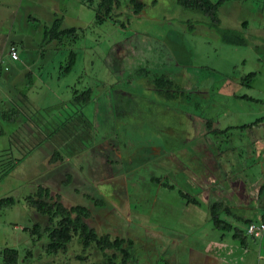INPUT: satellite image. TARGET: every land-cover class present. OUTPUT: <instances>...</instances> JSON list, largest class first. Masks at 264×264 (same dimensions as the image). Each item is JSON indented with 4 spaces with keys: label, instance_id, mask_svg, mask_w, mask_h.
<instances>
[{
    "label": "rangeland",
    "instance_id": "1",
    "mask_svg": "<svg viewBox=\"0 0 264 264\" xmlns=\"http://www.w3.org/2000/svg\"><path fill=\"white\" fill-rule=\"evenodd\" d=\"M139 1L138 14L121 0L112 15L93 22L94 10L82 0H0V110L14 104L20 111L15 122L0 115V199H12L0 208V264H6L4 248L16 251L12 264H102L93 246L82 251L73 238L62 252L48 253L46 234L27 230L45 223L24 201L39 185L64 205L85 206L97 231L131 239L130 253L140 264H225L202 252V241L213 239L205 204L178 194L192 191L185 158L165 162L159 150L165 144L173 145V154L184 150L166 130L180 136L188 117L196 134L218 120L264 121V0L222 2L217 25L175 0ZM57 17L62 28L77 27L76 35L51 39ZM223 33L241 42L224 43ZM10 42L17 61L6 55ZM69 50L75 57L65 70ZM159 74L169 80L161 95L151 86ZM73 84L92 90L80 112L69 102ZM74 125L73 136L61 143L60 134ZM252 137L264 140V122L217 143V153L233 156L229 146L238 139L251 145ZM54 149L65 157L51 165ZM208 163L197 162L207 176ZM258 251L262 258L254 264H264V237Z\"/></svg>",
    "mask_w": 264,
    "mask_h": 264
},
{
    "label": "crops",
    "instance_id": "2",
    "mask_svg": "<svg viewBox=\"0 0 264 264\" xmlns=\"http://www.w3.org/2000/svg\"><path fill=\"white\" fill-rule=\"evenodd\" d=\"M232 96L235 97V95ZM244 97L247 98L246 95ZM249 122L252 121L248 119L237 121L236 119L220 123L218 120V125L213 128L209 122V128L205 127L204 131L201 130L196 134L195 122L188 117L182 121L180 136H175L172 129L166 130V138L170 141L178 140L184 150H177L173 154V149H170L173 145L165 144L163 153L159 152L165 158V162L175 158L176 155L177 157L182 156L189 169H193V172L188 168L185 170L186 180L191 183L192 191L183 193L192 199L198 196L200 200L196 205L205 204L207 210L205 229L213 233V239L208 237L202 241V252L206 255L205 257L212 258V260H223L225 264H254L255 259L262 258L258 250L261 249L264 234L260 239L245 236V226L248 222L264 221V140L252 137L251 145L248 143L246 145L238 139V142L229 146L231 150H234L232 151L233 156L223 155L224 158L222 154L217 153L220 147L216 145L223 140L227 142L228 138L238 133L241 134L244 130L263 127L264 121L259 119L255 126H244ZM167 131L172 134H168ZM197 135L200 136L197 137ZM210 135L212 137H207ZM200 149L203 150L202 155H200ZM168 153H171L170 157L165 156ZM222 161L225 164L221 167ZM197 162L200 165L209 162L210 174L208 176L202 172H205V167L198 168ZM190 164L196 167H191ZM168 184L172 188L175 185L171 180ZM211 204L218 206L216 214L221 220L218 224H214L210 219ZM255 242H258L256 245L258 250L255 249Z\"/></svg>",
    "mask_w": 264,
    "mask_h": 264
},
{
    "label": "trees",
    "instance_id": "3",
    "mask_svg": "<svg viewBox=\"0 0 264 264\" xmlns=\"http://www.w3.org/2000/svg\"><path fill=\"white\" fill-rule=\"evenodd\" d=\"M82 1H83L82 2L83 5L92 6L94 10L93 22H100L102 18H105L106 16L109 17L110 15H112L111 12L115 9H118V7H120V2H121V0H82ZM175 1L182 8H192L198 10L201 14H203L205 17H207L210 20L212 25H217L218 17L216 16V9L219 4H221L226 0H215V1L175 0ZM122 3L124 7L125 6L128 7L129 5L132 7L131 9L132 12L130 14H138L143 7V3L139 0H125V2L123 0ZM49 29H50L49 32L51 33L50 34L51 39H55L59 41L63 37L72 38V35H76L75 34L76 29L78 28L74 26L62 28V18L57 17L52 20ZM221 40L222 42L228 44H237L241 42L240 40L235 39L226 33L222 34ZM8 44L9 45L7 47V51L9 47H13L16 51L13 42H10ZM74 57H75V53L69 50L68 63L65 66V70H68L70 68V66L74 61ZM17 60H18V54H17V59L15 61ZM136 72H137L136 74L142 75L143 69L140 68L139 71L137 70ZM249 75H252V73H250ZM168 84H169V80L163 78V74L152 76L151 86H153V91H155L158 95L159 94L161 95L164 89L168 88ZM70 92H71V97L69 98V102H71L72 104L75 103L76 110L79 112L81 110V107L85 103H87L92 97V90L88 86L79 87L76 86V84H73L70 87ZM19 94L20 96H18L17 98L18 100H21L20 101L21 103H23V99H26V95H22L21 92H19ZM187 98L189 99V97ZM114 112L115 111H113V106L111 104L110 111H108L109 113L108 115L111 119L115 121L116 113ZM0 113H1L0 114L1 118L3 120H6L8 122H15L18 114H20V111L18 107H16L14 104H11L8 105L6 110L1 109ZM259 119L260 117L252 120V122L244 124V126H248V127L251 125L255 126L256 123L259 121ZM75 125L72 126L71 129L65 130V136L63 134H60L61 143L65 144L64 141L67 138L66 136H68L69 139L71 138V136H73ZM63 126L65 125L64 124L61 125V127ZM205 126L206 128H209V123L205 124ZM71 140L73 142H76V140L74 139ZM58 145L60 146V143H58ZM64 152L67 155L70 153V151H68L65 148H64ZM159 152H162V150H159ZM64 157L60 155L57 149H54L48 161L52 165L57 160L61 162L64 159ZM152 181H155L157 184L160 183L161 185L166 186L168 188H172L170 184L168 183L164 184V182H160L159 178L157 177H152ZM178 194L181 198L186 199V201L192 202L193 204H197V201L195 199L188 197L183 192L179 191ZM24 201L26 202V204L32 206V208H34L36 212L43 215L45 218V223L43 227H40L36 223L33 224L31 228L28 229L24 228V229H27L31 234H36L37 236H39L41 232L46 234V237L48 238V242L45 248L46 252L53 254L57 252H62L65 249L66 244L69 243L73 238H75L81 244L82 251H85L87 247L93 246L96 249V251L102 256L103 258L102 264H115V261L118 262V264H140L133 258V256L130 253V248L132 244L131 239L123 238L117 235H111L106 232L97 231L93 226L89 225L87 221L90 218V211L85 206L80 204L64 205L59 200L57 195L51 194L46 187H42L40 185L37 186L36 191L33 194L27 195ZM11 203H12L11 198L9 197L1 198L0 208L5 207ZM217 207H218L217 204H211L209 207L210 219L214 224H218L221 222V220L218 219L216 214ZM252 223H257V222L252 221ZM246 235L247 234L245 233V236ZM2 254H3V260L5 261L6 264H12L13 262H15L16 251L14 249L4 248L2 250Z\"/></svg>",
    "mask_w": 264,
    "mask_h": 264
},
{
    "label": "built area",
    "instance_id": "4",
    "mask_svg": "<svg viewBox=\"0 0 264 264\" xmlns=\"http://www.w3.org/2000/svg\"><path fill=\"white\" fill-rule=\"evenodd\" d=\"M6 53L11 60L17 59V54H16V51L13 47H9V49ZM245 233L248 236L259 239L262 236V234L264 233V222L260 221L257 223H252V222L248 223L246 228H245Z\"/></svg>",
    "mask_w": 264,
    "mask_h": 264
}]
</instances>
